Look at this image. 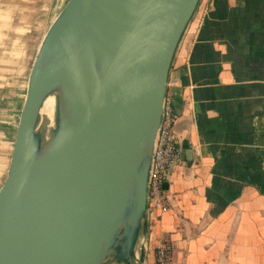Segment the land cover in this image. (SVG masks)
Segmentation results:
<instances>
[{
    "label": "water",
    "instance_id": "obj_1",
    "mask_svg": "<svg viewBox=\"0 0 264 264\" xmlns=\"http://www.w3.org/2000/svg\"><path fill=\"white\" fill-rule=\"evenodd\" d=\"M199 2L62 5L30 67L0 187V264H147L150 169Z\"/></svg>",
    "mask_w": 264,
    "mask_h": 264
},
{
    "label": "crops",
    "instance_id": "obj_2",
    "mask_svg": "<svg viewBox=\"0 0 264 264\" xmlns=\"http://www.w3.org/2000/svg\"><path fill=\"white\" fill-rule=\"evenodd\" d=\"M65 0H0V187L35 53ZM180 161L149 213L169 264H264V0H200L168 82Z\"/></svg>",
    "mask_w": 264,
    "mask_h": 264
},
{
    "label": "built area",
    "instance_id": "obj_3",
    "mask_svg": "<svg viewBox=\"0 0 264 264\" xmlns=\"http://www.w3.org/2000/svg\"><path fill=\"white\" fill-rule=\"evenodd\" d=\"M177 118L178 113L173 97L167 94L149 175V213L155 209L166 211L170 208L164 184L172 168L181 158L179 137L175 126ZM172 250V242L162 237L155 247L154 264H169Z\"/></svg>",
    "mask_w": 264,
    "mask_h": 264
},
{
    "label": "bare ground",
    "instance_id": "obj_4",
    "mask_svg": "<svg viewBox=\"0 0 264 264\" xmlns=\"http://www.w3.org/2000/svg\"><path fill=\"white\" fill-rule=\"evenodd\" d=\"M52 112H53V102L52 100H49L45 103L44 107H43V113L47 116H52Z\"/></svg>",
    "mask_w": 264,
    "mask_h": 264
},
{
    "label": "rangeland",
    "instance_id": "obj_5",
    "mask_svg": "<svg viewBox=\"0 0 264 264\" xmlns=\"http://www.w3.org/2000/svg\"><path fill=\"white\" fill-rule=\"evenodd\" d=\"M67 0H65L62 4H64L65 2H66ZM61 7H62V5H61ZM60 7V8H61ZM59 8V9H60ZM150 251V241H149V239H148V242H147V248H146V258H148L147 257V252H149ZM152 262H149L148 260H147V264H151Z\"/></svg>",
    "mask_w": 264,
    "mask_h": 264
},
{
    "label": "trees",
    "instance_id": "obj_6",
    "mask_svg": "<svg viewBox=\"0 0 264 264\" xmlns=\"http://www.w3.org/2000/svg\"><path fill=\"white\" fill-rule=\"evenodd\" d=\"M173 102H174V104H175V100H174V97H173ZM175 106H176V104H175Z\"/></svg>",
    "mask_w": 264,
    "mask_h": 264
}]
</instances>
